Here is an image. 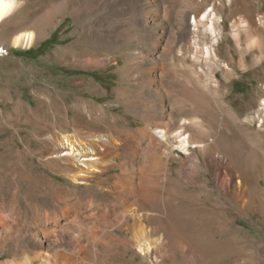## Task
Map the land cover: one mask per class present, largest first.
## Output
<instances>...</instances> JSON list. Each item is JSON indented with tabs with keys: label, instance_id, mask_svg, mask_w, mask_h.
Listing matches in <instances>:
<instances>
[{
	"label": "rangeland",
	"instance_id": "rangeland-1",
	"mask_svg": "<svg viewBox=\"0 0 264 264\" xmlns=\"http://www.w3.org/2000/svg\"><path fill=\"white\" fill-rule=\"evenodd\" d=\"M214 1L222 10V37L218 44H213L211 32L201 29L199 45H213L231 74L223 67H208L205 59H199L195 69L208 68L216 76L217 84L207 83L208 87L194 78L188 66L172 57L193 38V34L184 38L179 34V39H183L176 43L172 56L166 55L161 94L165 105L185 116L195 114L186 101L189 97H202L212 104L214 118L204 115L197 106L202 125L195 131L209 132L226 153L229 150L233 154L236 146L242 147L246 159L244 182L248 185L244 190L250 187L263 192V197L244 192L241 206L235 201L224 206L220 195L228 178L220 168L208 170L212 157L199 148L192 149V156L180 150L169 156L166 149L170 144L162 141L158 152L141 137V131L150 128L145 109L160 107V99L153 93L156 88L144 89L141 80L148 76L141 53L148 46L151 50L155 47L142 23L144 8L149 9L150 0H24L26 15L31 19L39 15L33 10L37 4L41 14H57L43 38L30 48L11 44L18 27L25 23L21 15L0 27V46L5 48L0 52V152L6 151L10 168L18 160L17 151L25 156L20 170L30 172L42 184L38 186L40 198L49 195L52 200L42 202L43 216L49 211L62 217L66 205L56 202V195L68 199L74 211L61 219V226L70 221L77 226L73 214L78 210L88 216L100 211L102 228L121 239L115 256L117 264H141L143 259L137 248L126 250L124 242L131 240V230L138 226L155 225L152 219L129 216L127 208L137 215L146 210L165 213L173 226L185 232L198 248L196 256L191 257L162 251L159 262L149 256L146 264H264V0H250L240 6L236 0ZM209 8L212 11L207 14L213 13V5ZM247 14L254 25L249 23ZM233 21L240 26L234 28ZM195 24L191 16L192 32ZM236 29L239 31L234 32ZM236 33H240L239 40ZM72 50L71 55L63 56L64 61L56 56L59 51ZM134 61L141 68H134ZM192 61L187 57L188 63ZM132 69L134 73L130 72ZM68 133L89 143L96 136H111L120 141V147L102 159L106 163L113 161V166L103 167V174L75 177L74 168L67 166L63 158L55 155L53 159L51 154L57 151L56 140ZM211 142L207 140L205 144ZM197 159L201 164L198 174ZM30 166L34 170H29ZM237 174L235 179L243 180ZM119 178L132 181L134 187L124 193L116 186ZM149 180L162 187L151 191V199L144 208L140 205L141 184ZM10 184L0 188V214L8 216H12V199L7 191L12 186L17 189L20 178L12 179ZM206 184L209 191H214L211 198L203 192ZM5 198L10 203L6 212V204L2 203ZM65 238L68 247L74 236ZM185 240L182 239L187 243ZM177 247L182 249L183 244ZM2 260L6 261V257H0Z\"/></svg>",
	"mask_w": 264,
	"mask_h": 264
},
{
	"label": "bare ground",
	"instance_id": "bare-ground-1",
	"mask_svg": "<svg viewBox=\"0 0 264 264\" xmlns=\"http://www.w3.org/2000/svg\"><path fill=\"white\" fill-rule=\"evenodd\" d=\"M248 1L250 0H236L239 6ZM146 2H144L145 7L147 6ZM24 3V0H0V27L15 21V18L19 17V15H21L20 19L25 20L24 24H19V32L11 40V44L16 48H30L35 45L38 40L43 38L46 27H50L55 15L54 12H49V15L41 14L40 4H35L36 6L33 7V10L39 15L35 19H31V17L26 15L27 8ZM211 5L214 7L213 13L207 14ZM219 6L214 0H150L149 9L145 10L146 8H144L142 23L150 33L152 42H155V47L154 50H151V47L148 46L146 52L141 53L145 66H148L146 69L148 76H144L145 78L141 80L145 85L143 86L144 89L145 87H149L150 90L154 87L156 88L153 93L157 94L160 99V107L159 110L154 106L145 109V120L150 128L141 131V137L145 143H148L158 152L163 147L161 145L162 141L167 142L168 145L170 144L166 149L169 152V156L174 150H180L185 155L192 156V149L196 150L199 148L205 155L212 157V160L208 163V170L213 171L220 168L228 178L225 191L220 195L224 206L232 201H235L236 205L241 206L240 202L243 200L244 192L248 191L250 195H259L260 197H263V192L257 188L252 189L250 187L244 190L248 185L246 180L244 182L246 177L244 169L246 159L244 160L242 147L236 146L233 154L229 150L226 153L222 150V145L214 140V137H211L209 132L203 131L200 134L195 131L197 126L202 125V120L197 116V106L204 115L210 114L214 118L215 114L211 107L212 104L210 106L208 101H205L202 97L195 95L189 97L186 101L195 110V114L193 116H185L181 112L165 105L164 95L162 96L161 94L164 89L163 83L166 76V73L164 75L165 69L163 67L166 55L172 56V52L177 46L176 43L190 34H193V38L179 48L178 52H175L178 54L172 57L182 61L183 66H188L193 77L197 80L199 79L204 85H208L207 83L217 84V78L208 68L206 70L200 68V71L195 69L199 59H205L208 67L212 65L223 67L228 74L230 73V67L219 59L216 49L213 48L214 46H201L198 39V32L201 29H205L213 35V44H218L220 41L222 37L220 22L223 16ZM164 14L166 17H164ZM191 16L195 18L196 23V29L193 32L189 29V18ZM247 16L249 17V23L254 25L250 15L247 14ZM238 26H240L239 22L233 21V27L237 28ZM237 31L239 30L236 29L234 32ZM240 33L235 34L238 40ZM179 34L183 38L179 39ZM4 49L0 46V52ZM187 49L189 53H187ZM73 52L74 50L68 52L59 51L56 56L60 61H64L65 58L63 56L66 54L71 55ZM197 53L199 58H197ZM187 57L193 60L192 63L187 62ZM134 65H136L134 68H141L137 61H134ZM130 72H133V69ZM211 138L213 139L212 142ZM205 140L211 143L205 144ZM56 141L57 151L56 153L55 151L51 153L52 158L54 159L55 155L59 159L63 158L62 160L67 166L75 169L77 174L75 177L78 179L87 178L90 174H101L105 170L103 167L113 166V161L106 163L102 160L103 156L112 154L121 145L120 141L113 139L111 136H96V139L89 143L81 138L78 139L75 134L71 133L63 135L62 139L58 138ZM65 153L66 155L63 156ZM16 155L18 160L15 161V164L12 163L14 166L10 168L6 151L0 152V188L11 186L10 181L12 179L18 180L20 178L21 182L18 187L16 186L17 189L12 186L7 191V196H10V200L12 199L10 201L12 203V216H8L3 212H1L3 214H0V257H6V261L2 260L0 264H117L115 256L118 252L119 240L121 239L118 240L115 234L109 233L102 228L103 216L101 212L97 211L92 216H88L85 212L78 210L73 214L74 222L78 224L77 226L73 225L72 221L61 226V219L67 218L74 211L68 199L59 195L55 196L54 194L56 202H64L66 205V208L61 211L62 217L55 212L51 214L49 211H46L45 216H43L41 213L42 202L51 203L52 200L49 195H45L43 199L40 198L38 195L40 188L38 186L41 183L30 172L23 171V168L20 170V163L22 159H25V156L21 155L19 151L16 152ZM176 157L180 158L179 155ZM32 169L30 166L29 170ZM195 169L197 174L201 170L199 159H197ZM234 173H239L243 176V180L235 179ZM149 178L147 177V179ZM116 181L117 188L124 191V193L134 187L132 181L127 179L119 178ZM141 185L140 192L143 198L142 200L140 198V205L146 208L151 199V191L162 186L152 182V180ZM209 189V184H206L203 192H206L208 198H211L214 191H209ZM51 193L54 192L51 191ZM113 193L119 194L118 192ZM8 201L9 198L2 199V203L6 204L5 212L9 210V205L7 204L10 203ZM53 202L55 201L53 200ZM262 203L264 204V201ZM126 211V214L131 217L140 216V220L144 217L155 221L154 226L143 224L138 226L135 231L131 230V240L124 242L126 250L130 251L134 250L135 247L137 248V252L143 259L141 264H146V258L149 256H154L159 262L158 257L162 254V251L172 256L181 253L186 257L196 256L198 253V248L196 249L192 245L188 235L177 230L165 213L146 210L144 213L140 212L137 215L136 212L129 210V208ZM227 213V209H225V214ZM51 224L52 227L49 226ZM68 235L71 238L73 235L74 239H71L72 242L67 247L65 236ZM182 239H186L188 244L184 243ZM179 243L183 244L182 249L177 247ZM152 264H155V262H152Z\"/></svg>",
	"mask_w": 264,
	"mask_h": 264
}]
</instances>
